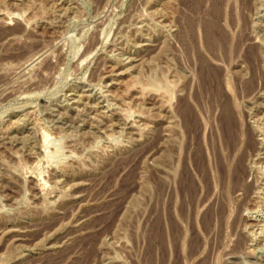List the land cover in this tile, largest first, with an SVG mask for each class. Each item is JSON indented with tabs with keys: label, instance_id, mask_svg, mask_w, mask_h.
<instances>
[{
	"label": "rangeland",
	"instance_id": "374dc122",
	"mask_svg": "<svg viewBox=\"0 0 264 264\" xmlns=\"http://www.w3.org/2000/svg\"><path fill=\"white\" fill-rule=\"evenodd\" d=\"M0 27V264H151L162 235L154 264H264V0H0ZM198 57L250 141L215 237L218 190L187 207L162 186L179 112L204 142L219 113Z\"/></svg>",
	"mask_w": 264,
	"mask_h": 264
},
{
	"label": "bare ground",
	"instance_id": "6f19581e",
	"mask_svg": "<svg viewBox=\"0 0 264 264\" xmlns=\"http://www.w3.org/2000/svg\"><path fill=\"white\" fill-rule=\"evenodd\" d=\"M196 24L198 26H201V24L204 26L206 37H209L213 30L218 29L215 17H207L205 21L197 20ZM222 43L223 38L219 35L211 44L220 47ZM196 62L197 72L194 77L198 88L197 97L207 101L208 105L214 107L219 113L217 117L213 119V122L215 121V126L210 130L209 139L204 142L202 136L206 126L195 118V114L191 117L193 118L192 124L189 125L190 123H187V119L179 112L178 129L180 130V140L177 139L178 137L175 138L179 133L174 136L175 140L177 139L179 142V144L177 143L178 146L173 141V136L167 140L166 157L167 165L170 167L171 172L165 176L166 181L164 185H161L164 186L163 189L165 188V191L168 192L169 195L181 197L180 203L187 207L192 206L194 203L196 204L203 193H207L210 190H213V192L218 190L214 205L201 216L199 222L201 230L207 233H213L215 237L220 232L222 225L226 222L227 215L225 213V203L227 202L226 200H228L226 199L227 196L234 190H239L241 192L247 190V185L245 183L246 178H244V164L242 165L243 157L236 152L240 144L243 143L248 146L250 141L248 138L249 136L244 138V135L238 130L232 107L226 98L227 96L224 95L225 93L223 94L224 91L220 87L219 75H217L216 70L211 69V74L208 73V71L204 74L203 65L207 62L200 57L196 59ZM185 104L186 108L184 109L187 110L188 103ZM190 109L188 111H190ZM188 111L185 113H188ZM191 115L192 114L189 116ZM241 146L243 147V145ZM240 150H242V152L245 151L243 148ZM174 161H176V168L173 166ZM159 185L160 183L158 187ZM159 190L157 189V184L154 185L152 190L153 195L157 196ZM207 197H209V194L206 198ZM204 201L206 202V200ZM212 203L213 202H211V204ZM157 231L155 234H151V239L152 236L157 235ZM159 238L162 239L155 248L153 247L154 250H151L152 253H150L152 255L151 257L149 256V262H152L151 264H154L156 261L158 252L163 253V235L158 237V239ZM169 238L173 244L177 242V234L172 227L169 231ZM152 240H154V238ZM196 247L197 245L194 248H188L189 253L193 252L194 254L197 250Z\"/></svg>",
	"mask_w": 264,
	"mask_h": 264
}]
</instances>
